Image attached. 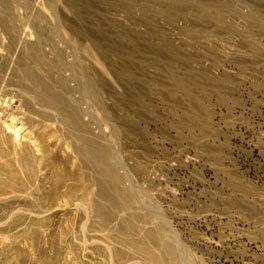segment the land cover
<instances>
[{"label":"rangeland","instance_id":"374dc122","mask_svg":"<svg viewBox=\"0 0 264 264\" xmlns=\"http://www.w3.org/2000/svg\"><path fill=\"white\" fill-rule=\"evenodd\" d=\"M0 133V264H264V0H0Z\"/></svg>","mask_w":264,"mask_h":264},{"label":"bare ground","instance_id":"6f19581e","mask_svg":"<svg viewBox=\"0 0 264 264\" xmlns=\"http://www.w3.org/2000/svg\"><path fill=\"white\" fill-rule=\"evenodd\" d=\"M28 74V73H27ZM27 74H25V75H27ZM27 78V77H26ZM28 78H30V79H32V81H34L35 82V84H36V82L37 83H39V84H41L42 85V90H40V91H38V92H34V99L37 101H35L36 103H41V105H52V104H54V103H52V101H53V99L52 98H55L56 99V101H59L60 100V98L58 97V96H52V94H53V92L51 91V90H49V88H47L46 86H44V84H42V82L38 79V78H36V76H28ZM27 78V79H28ZM32 81L30 82V83H32ZM26 82V81H25ZM28 82H29V80H28ZM38 85V84H37ZM40 86V85H39ZM25 87V86H24ZM36 89V88H35ZM31 92V91H30ZM30 95H32V94H30ZM56 95V94H55ZM31 97V96H30ZM61 97V96H60ZM33 98V97H32ZM31 99V98H30ZM34 99H31V101L32 100H34ZM27 101V100H26ZM26 101H24V102H26ZM55 101V102H56ZM34 102V101H33ZM25 104V103H24ZM57 105H58V103H57ZM30 105H28V107H29ZM55 106V105H54ZM66 106V105H65ZM32 108V107H31ZM60 108H62V107H60ZM63 108H64V106H63ZM58 110V109H57ZM62 110H64V109H62ZM74 111V110H73ZM61 115V114H60ZM64 117H65V119L66 120H68L70 123H71V125L72 126H74L75 127V129H83L82 128V125H84V124H81V120H79V118L77 117V115L74 113V112H72V111H68L67 110V112H66V114L64 113ZM1 124L3 125V128H4V130H5V132L6 133H9L10 135H11V137H13V139H14V141L15 142H20V141H28L27 142V144L29 145H32V146H35L36 144L30 139L31 137H30V135H28L27 133H26V131L23 129V128H21L19 125H14V123L13 122H6V121H3V122H1ZM16 124V123H15ZM20 124V123H19ZM2 128V127H1ZM2 128V129H3ZM3 130V131H4ZM84 130V129H83ZM1 134V133H0ZM68 134V133H67ZM5 135V134H4ZM65 136H67V135H65ZM69 136H71V135H69ZM9 139H10V137H8ZM8 138H6V137H4V136H1V140H3L5 143L6 142H10V140L8 139ZM69 138V137H68ZM75 138H77V137H75ZM72 140H73V138H72ZM80 140V142L81 141H84V139L83 138H81V139H79ZM13 142V141H12ZM75 142H76V140H75ZM86 141H84L83 143L84 144H86L85 143ZM89 142V141H88ZM2 145V144H1ZM73 145L74 146H72V148H73V151H74V153L77 155V157H78V159H79V161H80V163H81V167L82 168H90L91 169V171L90 172H93L95 175H94V177H93V181H94V184H96L97 186H98V189H99V194H98V197H99V201H102L101 199H103L104 201H106V205H107V202L109 203V204H111L112 205V207H114V209H117V210H119V211H128V209H130L131 207H133V204H132V201L130 200V199H128L127 197H126V195H125V193L123 192V191H121V190H119L118 191V193H117V190L115 191L114 189H112L111 187H107V185L103 182L104 180H103V178L104 177H109L110 179H111V181L114 183V184H116V185H114V184H111L112 186L114 185V186H117V184H119V183H121L123 180H122V178H126V180L132 185L133 183H132V181H131V179L129 178V176L126 174V172L125 173H123V176H122V174L120 175L119 173H118V171H117V168H115L114 166H112L111 164H108V163H106V158L109 156H107V154H105L104 152H100V151H102V150H100V151H98V152H100L99 154H98V152H97V154H96V151L97 150H95L94 152L92 151V146H87V144L86 145H79V144H77V143H73ZM8 146V145H7ZM15 147V146H14ZM8 148H10V147H8ZM4 149V148H3ZM93 149H96V148H93ZM27 150V149H26ZM3 151V150H2ZM1 151V152H2ZM29 151V150H28ZM9 152V151H8ZM12 153L13 152H11V155H12ZM26 153V152H25ZM4 154H6V153H4ZM9 154V153H8ZM14 154V153H13ZM28 155H31L30 154V151H29V154ZM7 156V155H6ZM97 156H99V158H97ZM116 156V155H115ZM110 157V156H109ZM108 157V159H110ZM114 157V156H113ZM8 158V157H7ZM103 160H102V159ZM112 158V157H111ZM116 158V157H115ZM113 159L116 163H118L117 165H121V163H119V160L118 159ZM21 159V158H20ZM25 159V158H24ZM23 160V159H22ZM102 160V161H101ZM111 160V159H110ZM108 161V160H107ZM113 161V162H114ZM15 162V161H14ZM19 162V161H18ZM109 162V161H108ZM111 162V161H110ZM16 163V162H15ZM22 163V162H21ZM8 164V163H7ZM12 164V163H11ZM22 164H24V166H25V163H22ZM28 165V164H27ZM8 166V165H7ZM20 166H22V165H20ZM122 166V165H121ZM120 166V167H121ZM5 168H8V169H10L11 167H6V166H4ZM3 167V168H4ZM23 167V166H22ZM28 168V167H27ZM27 168H25L26 169V171H27ZM30 168V167H29ZM20 169V168H19ZM96 169H98V172H97V174L95 173V171L94 170H96ZM124 171V170H123ZM16 172V171H15ZM29 172H31V171H29ZM60 173V172H59ZM8 174V173H7ZM11 176H12V178H13V181L15 182V183H17L19 186H23L24 184H26L24 181V183L20 180H18V179H16L15 178V175L12 173V171L9 173ZM8 174V175H9ZM16 174V173H15ZM31 174V173H30ZM30 174H28L29 176H30ZM62 174V173H61ZM9 175V176H10ZM26 175V174H25ZM60 175V174H59ZM10 178V177H9ZM28 178V177H27ZM30 178V177H29ZM7 179V178H6ZM57 179V178H56ZM29 180H31V179H29ZM2 181H4L3 179H2ZM11 181H12V179H11ZM17 181V182H16ZM8 183V182H7ZM28 183V182H27ZM5 184H6V182H5ZM11 184H12V182H11ZM16 185V184H15ZM14 186V185H13ZM9 186H7V188H8ZM96 187V186H95ZM22 188V187H21ZM116 188V187H115ZM8 189H10V187L8 188ZM0 190H3V191H5L6 190V188H5V186H2V185H0ZM8 191V190H7ZM38 192V191H37ZM127 192V191H126ZM2 193V192H1ZM121 194L122 196H123V199L121 198V199H119L120 198V196H118L119 198H117V194ZM119 194V195H120ZM93 197L94 196H96V195H92ZM37 198V197H36ZM39 199H40V197H38ZM37 198V199H38ZM96 198V197H95ZM94 199V198H93ZM92 200V199H91ZM90 200V201H91ZM41 201V200H40ZM89 201V202H90ZM105 203V202H104ZM93 204V206H91L92 207V209H93V211H94V213L98 216H102V218L103 219H105V220H108V222L110 221V219L112 218V213L110 212V213H105L104 212V210H106V209H104V205L103 204H101L100 202H95V203H92ZM108 204V205H109ZM38 205H39V202H38ZM111 207V208H112ZM40 208V207H39ZM109 209H110V207H109ZM113 209V208H112ZM87 212H88V210H87ZM106 212H109V210L108 211H106ZM129 213V212H128ZM131 214V213H130ZM132 215V214H131ZM130 216V215H129ZM133 219H137V220H139L138 219V216H136V215H132L131 216ZM141 220V219H140ZM139 220V221H140ZM123 221V220H122ZM126 221V220H125ZM135 221V220H134ZM142 221V220H141ZM121 222V221H120ZM133 222V221H132ZM137 222V221H136ZM144 222V221H143ZM105 223H107V222H105ZM123 223V222H122ZM126 223H128V222H126ZM103 224V223H102ZM134 224V223H133ZM122 225V224H121ZM104 226V225H103ZM131 226V225H130ZM133 226V225H132ZM128 227V226H127ZM123 228V227H122ZM148 232V231H147ZM155 232V231H154ZM153 235H154V233H153ZM148 236V235H147ZM150 236V235H149ZM152 236V235H151ZM150 236V237H151ZM129 237V236H128ZM141 237V236H140ZM146 237V236H145ZM144 237V238H145ZM160 235H158V234H155L154 235V239H155V241L156 242H159L160 244H161V242H160ZM142 239V238H141ZM147 239V238H146ZM136 240V239H135ZM125 241H127V240H125ZM154 241V240H153ZM143 242H144V240H140V241H138L137 243H136V246L138 245L139 247L143 244ZM145 242H146V240H145ZM148 243V242H147ZM145 244V243H144ZM166 243H164V245H165ZM146 245V244H145ZM159 245V244H158ZM141 247H143V245L141 246ZM160 247V246H159ZM138 249V248H137ZM143 250H145V248L143 249ZM146 251V250H145ZM144 251V252H145ZM166 251V250H165ZM168 251V250H167ZM172 252V251H171ZM148 253H149V251H148ZM144 254V253H143ZM172 254V253H171ZM171 254H170V256H171ZM147 256H148V258L149 259H151V260H156V258H155V256L154 255H151V253L150 254H146ZM175 256V255H174ZM146 257V256H145ZM173 258V257H172Z\"/></svg>","mask_w":264,"mask_h":264}]
</instances>
